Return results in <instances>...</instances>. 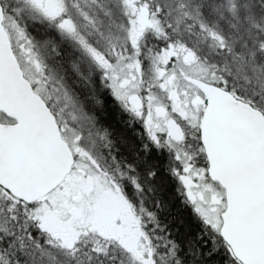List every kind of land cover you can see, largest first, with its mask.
I'll return each instance as SVG.
<instances>
[{"label":"snow or ice","instance_id":"6c2138e0","mask_svg":"<svg viewBox=\"0 0 264 264\" xmlns=\"http://www.w3.org/2000/svg\"><path fill=\"white\" fill-rule=\"evenodd\" d=\"M0 264H264V0H0Z\"/></svg>","mask_w":264,"mask_h":264},{"label":"flooded vegetation","instance_id":"af4514ba","mask_svg":"<svg viewBox=\"0 0 264 264\" xmlns=\"http://www.w3.org/2000/svg\"><path fill=\"white\" fill-rule=\"evenodd\" d=\"M34 27V37L37 40H43L47 36H54V33H46L41 25H33ZM58 41V38H57ZM70 79L69 84L72 86L74 92L79 96L81 100L86 97L88 99V106L92 108L91 97L93 95L99 96L104 100L102 107H97L94 110L100 118L103 125L107 126L114 140H116L118 146L122 153L129 155L135 151V148L140 144V126L139 124H134L130 119L129 115L121 110V108L113 102V100L106 94L100 91L99 87L95 93L84 85L82 81L77 80L74 76L69 73Z\"/></svg>","mask_w":264,"mask_h":264},{"label":"trees","instance_id":"16d2710c","mask_svg":"<svg viewBox=\"0 0 264 264\" xmlns=\"http://www.w3.org/2000/svg\"><path fill=\"white\" fill-rule=\"evenodd\" d=\"M173 184L171 182L165 184V189L167 194L172 195L173 194ZM173 207H172V215L174 218H179L180 216L187 217V213L181 208L179 204L178 199H174L172 201Z\"/></svg>","mask_w":264,"mask_h":264},{"label":"rangeland","instance_id":"374dc122","mask_svg":"<svg viewBox=\"0 0 264 264\" xmlns=\"http://www.w3.org/2000/svg\"><path fill=\"white\" fill-rule=\"evenodd\" d=\"M33 30H34V27H33V25H32V26H30L29 31H30L31 34L34 36V32H33Z\"/></svg>","mask_w":264,"mask_h":264}]
</instances>
